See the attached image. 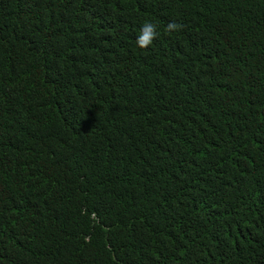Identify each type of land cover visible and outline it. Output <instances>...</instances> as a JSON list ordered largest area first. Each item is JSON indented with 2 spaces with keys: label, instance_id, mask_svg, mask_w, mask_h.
<instances>
[{
  "label": "trees",
  "instance_id": "16d2710c",
  "mask_svg": "<svg viewBox=\"0 0 264 264\" xmlns=\"http://www.w3.org/2000/svg\"><path fill=\"white\" fill-rule=\"evenodd\" d=\"M0 264H264V0H0Z\"/></svg>",
  "mask_w": 264,
  "mask_h": 264
},
{
  "label": "clouds",
  "instance_id": "9594fccd",
  "mask_svg": "<svg viewBox=\"0 0 264 264\" xmlns=\"http://www.w3.org/2000/svg\"><path fill=\"white\" fill-rule=\"evenodd\" d=\"M179 26L170 23L168 24V30H175ZM157 37L156 25L151 22H145L140 29V33L136 38V46L139 48H146L151 45L152 41Z\"/></svg>",
  "mask_w": 264,
  "mask_h": 264
}]
</instances>
